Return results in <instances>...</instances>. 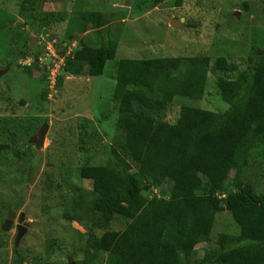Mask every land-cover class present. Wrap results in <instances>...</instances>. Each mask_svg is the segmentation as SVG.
Returning a JSON list of instances; mask_svg holds the SVG:
<instances>
[{
	"label": "rangeland",
	"instance_id": "rangeland-1",
	"mask_svg": "<svg viewBox=\"0 0 264 264\" xmlns=\"http://www.w3.org/2000/svg\"><path fill=\"white\" fill-rule=\"evenodd\" d=\"M21 1L0 0V264H48L45 241L50 237L59 240L50 261L74 264L72 258H81L78 247L87 226L66 222L62 205L68 189L91 188V181L79 175L82 165L106 162L105 147L112 143L120 108L111 99L118 61L200 55L213 61L223 56L237 65L238 72L251 49H264V0H181L179 6L175 0H44L37 14L32 7L21 6ZM100 3L110 18L101 37L117 44L115 57L107 61L102 75L64 74L49 97L45 85L46 65L53 60L50 49L67 60L68 48H78L84 36L75 27L78 15L101 10ZM172 19L179 24L176 31ZM87 29L86 35L97 43L90 26ZM246 98L230 112L245 117ZM164 99L166 104L157 114L169 123L177 121L182 105L228 109L210 71L202 94ZM44 123L45 137L37 149L30 137ZM233 175L234 170L226 187ZM241 180L264 192L263 145L256 144L249 152ZM170 187L169 180L158 188L143 182L141 192L147 198L154 192L161 197ZM8 211L15 217L3 230ZM124 226L118 219L109 229L120 231ZM237 232L229 212L218 211L210 241L198 244L196 255L200 257L204 247H216L219 234Z\"/></svg>",
	"mask_w": 264,
	"mask_h": 264
},
{
	"label": "trees",
	"instance_id": "trees-1",
	"mask_svg": "<svg viewBox=\"0 0 264 264\" xmlns=\"http://www.w3.org/2000/svg\"><path fill=\"white\" fill-rule=\"evenodd\" d=\"M42 2L20 5L37 14ZM100 7L78 15L75 27L84 36L58 74L56 88L64 74L102 75L115 57L117 44L101 37L110 18ZM88 26L97 43L86 35ZM237 69L223 56L118 61L111 99L120 108L112 143L105 147L106 162L82 165L79 175L91 181V188L68 189L62 205L66 222L87 226L78 247L81 258L69 255L74 264H264V192L241 180L249 152L256 144L264 146V49H251L245 67ZM209 71L228 109L182 105L175 123L161 121L157 113L165 96L202 94ZM245 95L246 116L232 114ZM166 180L171 187L161 197L142 194L143 182L158 188ZM221 206L229 209L238 232L219 234L217 246L204 247L198 257L196 246L210 241L218 212L213 208ZM118 219L124 228L109 229ZM58 244L56 237L46 239L48 264H55L50 259Z\"/></svg>",
	"mask_w": 264,
	"mask_h": 264
},
{
	"label": "built area",
	"instance_id": "built-area-1",
	"mask_svg": "<svg viewBox=\"0 0 264 264\" xmlns=\"http://www.w3.org/2000/svg\"><path fill=\"white\" fill-rule=\"evenodd\" d=\"M74 45V43H72ZM69 52H67L68 56H71L72 54V49L68 48ZM50 52L52 54L53 60L50 64L46 65L47 71H48V76H47V84L45 85V87L48 90V96L51 97V92H55L56 91V87L55 84L57 82V76L58 74L63 72L64 66L66 64V57H58L54 50L50 49ZM48 97V98H49Z\"/></svg>",
	"mask_w": 264,
	"mask_h": 264
},
{
	"label": "water",
	"instance_id": "water-1",
	"mask_svg": "<svg viewBox=\"0 0 264 264\" xmlns=\"http://www.w3.org/2000/svg\"><path fill=\"white\" fill-rule=\"evenodd\" d=\"M171 24L174 27L175 31L176 28L178 27V22L176 20H171ZM2 70L0 71V74H2ZM47 129V123H44L41 128L33 135L30 137V142L33 143L37 149H39L41 147V145L43 144V140L45 137V132ZM216 211H223V210H229L228 208L225 207H214L213 208ZM15 217V213L13 211H8L7 212V220L4 222L2 229L3 230H8L12 224V220ZM20 219L22 218V215H20L19 217ZM25 224V223H24ZM22 226L18 227V234H21V230H22Z\"/></svg>",
	"mask_w": 264,
	"mask_h": 264
}]
</instances>
